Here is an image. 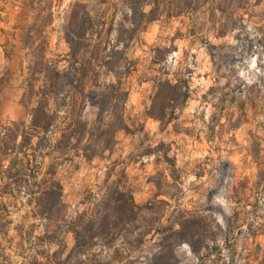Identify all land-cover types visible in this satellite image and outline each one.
<instances>
[{"label":"rangeland","instance_id":"rangeland-1","mask_svg":"<svg viewBox=\"0 0 264 264\" xmlns=\"http://www.w3.org/2000/svg\"><path fill=\"white\" fill-rule=\"evenodd\" d=\"M133 15L125 0H0L4 125L30 123L31 50L71 91L68 72L98 78L60 109L52 156L51 130L28 132L24 167L0 151V264H264V0ZM159 80L179 99L155 101ZM51 168L52 209L38 193Z\"/></svg>","mask_w":264,"mask_h":264},{"label":"trees","instance_id":"trees-1","mask_svg":"<svg viewBox=\"0 0 264 264\" xmlns=\"http://www.w3.org/2000/svg\"><path fill=\"white\" fill-rule=\"evenodd\" d=\"M200 1L204 3L208 0H125V2L133 8V16L136 17L137 14L141 15L142 18H146V20L154 21L159 19L162 15L167 16L168 18L178 17L190 9H194L196 4ZM147 5H153L154 8L150 10L148 14L144 12V8ZM29 52V80L30 83L27 85V91L37 97L36 105L33 107L31 111V120L30 123L27 124H18L15 122L9 124H3L0 121V151H4L5 154L8 155L9 151H13L14 149H18L23 152V159L21 165L24 167V159L28 156L24 153L23 146L31 141V136L33 134H28L29 131L36 133L48 134L51 130V156L55 153V150L52 146L54 127L56 119H67L68 115L64 117H60V109H63L65 105H69V103H77L79 99H82L84 95H86V89L91 81H94L95 90L98 86V78H88V74L83 72H68L67 75L70 76V83L76 82L78 87L75 92L67 89V83L62 82L61 78H63V74L55 67L51 68V80L49 79L48 68L43 67L42 69H37V65L48 63V60L45 56V53L35 54L34 52ZM96 59V60H95ZM95 63L98 61L95 58ZM80 58H76L75 62L80 61ZM82 61V60H81ZM36 77H42L46 79L45 85L39 86L36 89V85L32 82V80H39ZM97 77V76H96ZM181 96V88L177 83H172L171 80H159L157 84V90L155 94V101H172L179 99ZM110 97L107 94H103L101 100L97 101V105L99 107L100 112H102L105 107L110 103ZM54 104V106H53ZM163 112L159 116H153L158 119L163 118ZM73 125H76V119H73ZM76 122V123H75ZM28 130V131H27ZM76 135L74 130H71V125L69 124L62 130V140L65 145H68L69 141L73 139V136ZM21 139V142L18 143V139ZM80 138H77V141ZM60 144V142H59ZM27 156V157H26ZM70 161H73L76 157H86L91 158L95 155H88L85 152L81 154H69L63 153L61 157H65ZM56 170L51 168V172H47L45 174V178L39 183V191L40 198H47L50 200V208L52 209L57 207L60 204V199L62 197V184L59 180H56ZM19 175L23 176V174L19 171ZM51 182L49 186H44L46 183ZM59 211V210H58ZM61 216V215H60Z\"/></svg>","mask_w":264,"mask_h":264}]
</instances>
